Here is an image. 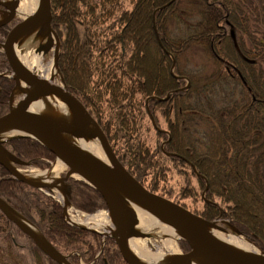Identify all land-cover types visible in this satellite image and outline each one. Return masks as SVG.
<instances>
[{
  "label": "trees",
  "instance_id": "obj_1",
  "mask_svg": "<svg viewBox=\"0 0 264 264\" xmlns=\"http://www.w3.org/2000/svg\"><path fill=\"white\" fill-rule=\"evenodd\" d=\"M50 11L62 81L86 106L124 168L148 190L188 209L182 200L201 199V209L191 211L210 221L228 220L264 253V0H50ZM7 28L0 27V41ZM194 48L214 65L202 79L182 67ZM9 69L0 50V72ZM185 78L189 86L181 89ZM229 82L241 87V102L218 107L214 88ZM13 86L0 75V115L8 110ZM169 92L166 100L148 99ZM146 124L154 131L152 143ZM3 146L38 169L54 160L31 137ZM65 186L78 209L105 207L83 180L69 177ZM0 197L71 264H127L110 237L102 240L67 224L57 200L14 179L2 165ZM16 235L25 238L22 249L30 261L18 251ZM180 246L189 249L184 241ZM28 261L58 264L0 211V264Z\"/></svg>",
  "mask_w": 264,
  "mask_h": 264
},
{
  "label": "water",
  "instance_id": "obj_2",
  "mask_svg": "<svg viewBox=\"0 0 264 264\" xmlns=\"http://www.w3.org/2000/svg\"><path fill=\"white\" fill-rule=\"evenodd\" d=\"M18 1L0 0V6L3 8L0 27L14 18ZM50 22V0H39L38 7L32 13L25 15L11 26L3 42L0 44L12 70L14 80V88L8 100L9 109L6 113L0 115V128L6 127L20 131L17 135L4 139L0 138V165L4 166L9 174L18 181L36 188L57 189L64 199L65 206L69 202L67 200V189L64 182L69 176L82 179L95 188L103 198L110 216L114 217L107 235L112 238L119 253L127 264H140L128 247V241L131 238H144L148 235L138 231L136 228L138 219L127 206L125 195L135 200L139 205L145 206L147 209L150 208L165 223L173 228L180 239L188 244L189 250L173 255L171 264H192L194 258L204 259L212 264H264V253L260 250L258 253H245L223 247L212 236L209 230L213 227L224 231V228L217 224L216 221L207 220L186 209L181 204L146 189L117 159L104 132L82 102L69 92L64 84L60 85L39 77L18 60L13 50L14 43L29 37L32 35V32H34L33 36L38 41L35 52H38L40 56L48 53L54 44L59 50V41L51 28ZM51 33L54 34L55 40L51 37ZM42 37L44 38V42L39 41ZM57 56L58 51L55 57L56 69ZM170 72L172 73V67ZM20 83L25 85L28 90L13 105L12 96L14 90L20 86ZM170 93H167L163 100ZM48 95L59 98L68 107L71 113V120L68 124L67 131L70 135L76 137H83L84 135L93 137L94 134L86 133L87 124L90 122L96 128L97 137L104 146L107 156L111 161L110 165H105L95 157L61 139L59 136V130L62 129L61 126H56L29 110V106L33 101L39 97ZM155 98L150 97L148 99ZM22 136L32 137L37 140L55 156L56 160L61 161L66 166L67 170L63 176L58 178L57 183H36L30 181L15 167V164L26 165V162L14 156L2 143L5 140ZM192 168L194 169V167ZM0 211L28 236L35 246L52 260L58 264H71L66 256L52 246L29 220L12 208L1 197ZM25 223L30 225L31 228ZM73 225L78 226L76 224ZM235 232L240 234L238 230H235Z\"/></svg>",
  "mask_w": 264,
  "mask_h": 264
},
{
  "label": "bare ground",
  "instance_id": "obj_3",
  "mask_svg": "<svg viewBox=\"0 0 264 264\" xmlns=\"http://www.w3.org/2000/svg\"><path fill=\"white\" fill-rule=\"evenodd\" d=\"M38 5H39V0H20L17 10L18 12L23 11L25 14H29L35 8H37ZM158 8H156L155 11H157ZM33 33L34 32H32V35L26 37L25 39H22L20 42L18 41L14 43L13 46L14 54L24 66L34 71V73H36L39 77L45 78L49 81L62 85L61 82H59V72L55 67V57L57 55L58 48L54 46L51 50L50 56H49L50 51L45 55L40 56L38 52H35V49H33V43L37 40L33 36ZM51 37L55 40V36L53 33H51ZM39 40L44 41L43 37L42 39ZM29 57L32 59L31 61H28L27 58ZM170 66L173 68L174 63H172ZM17 90H21L23 93L26 92L28 88L22 83H20V86L18 87ZM72 94L76 97L74 93ZM155 99L160 100L161 98L156 97ZM29 110L34 112L41 118L45 119L46 121L55 124L56 126H61L62 129L59 130V136L67 143L95 157L96 159H98L107 166L111 164V161L107 156L104 146L101 144L99 138L97 137L96 128H94V126L90 122L87 124L86 133L94 134L93 137H88L87 135H84L83 137H76L70 135V133L67 131V128L71 120V113L68 107L59 98L53 95L39 97L30 104ZM19 133L20 131L15 129H10L6 127L0 128V138L2 139L17 135ZM61 166H62L61 162L56 161L49 169L45 171L20 170V173H22L30 181L36 183L48 182L51 184H55L58 182L57 180L59 178ZM201 195H204V191L202 192ZM125 198H126L127 206L129 207L131 212H133L137 216L138 224L136 225V228L138 229V231L144 232L147 235L155 234V235L165 236L166 239L164 241V245L170 251V254L164 253L161 250L151 251L148 248V246L140 239L131 238L128 241V247L130 248L132 253L136 256L140 264H171L173 255H176L178 251L177 241H176L178 237L177 233L173 230V228H171L167 223H165L158 215H156L150 208L147 209L145 206L139 205L135 200H133L127 195H125ZM106 219H107L106 217H101L100 220H97L95 216H92V217H87V219H85L84 222L88 221L87 223L89 224V226H91L92 225L91 222L96 221L98 226L105 227V225L102 222H104ZM110 219H112L111 221H113L114 217L111 216ZM26 225L31 228L30 225L28 224ZM209 230L212 236H214V238L223 247L227 249L239 251V252H245V253H258L259 251L255 246L252 247L250 242L246 240L245 237H243L242 235L239 236L238 233L227 236L225 235L224 231H220L213 227L210 228ZM36 235L39 238H41L37 233ZM192 264H212V263H209L204 259L194 258Z\"/></svg>",
  "mask_w": 264,
  "mask_h": 264
},
{
  "label": "rangeland",
  "instance_id": "obj_4",
  "mask_svg": "<svg viewBox=\"0 0 264 264\" xmlns=\"http://www.w3.org/2000/svg\"><path fill=\"white\" fill-rule=\"evenodd\" d=\"M167 5H168V3H167ZM178 24H180L182 27H184L182 22H179ZM175 26H178V25H175ZM155 34H156V36L158 35L156 31H155ZM158 43H160V42H158ZM50 55H51V51L49 53V56ZM27 59H28V61L32 60L30 57L27 58ZM182 65H183L182 66L183 70L185 72H188L189 74H194L195 76H200L201 79H202V77H205L208 73H210L211 70L213 69V66H214L213 62L209 58L204 56L201 53V51H199L197 48H194V49L190 50L187 53V55L182 59ZM172 73H173V70H172ZM59 80H60V77H59ZM202 81L203 80H201V82ZM218 86H219V84H216V87L214 88L215 90L212 93V95L216 96V98L218 96H220L218 98H219L221 104L218 103V107L223 106L224 104H226L225 106H227V105L235 104L237 102H241V87L238 84L236 85L234 82H229V83L224 84L223 85L224 87L222 89H220V87H218ZM17 89H16V91H14V94H13V98H12V102L13 103H15L23 95L22 91L21 90H17ZM226 93L227 94H231V97H227ZM228 98H230V99H228ZM162 100H163V98H162ZM221 100L224 103H222ZM187 102L192 103L193 102V98H191V97L188 98ZM159 120H160L161 127L164 128L163 127L164 123L162 124V119L160 118ZM144 122L146 123V121H144ZM144 131H146V133H145L146 134V140L149 143H152L153 142V137H154V131L151 129V127L147 126V124L144 127ZM19 169L20 170H24V171L39 170L36 167H26V168H20L19 167ZM63 172H65V166L64 165H62L61 169H60V175L61 176H62ZM190 183H191V186L196 190L197 189V183H196V180H195L194 177H190ZM54 192L56 193L55 195H57V196L59 195V193L56 190H54ZM182 203H185L184 205L187 204V206L190 207L189 210L190 209L200 210L201 207L203 206V202L201 201V199L199 201H197V202H194L190 198L189 199H184V200H182ZM68 212H69V215H71L72 218L77 219V222L79 220H85L87 217H92L94 215V214H85V213L83 214L81 212L77 214V213H73L70 210H68ZM94 216H96L97 220H100L101 217H107L103 213H97V214L95 213ZM106 222H107V220H106ZM224 224L226 225L225 226V231H224L225 235L229 236L231 234H235L236 233L234 229H232L230 226H227V223L224 222ZM93 226H96V225H93ZM96 229H101V228H96ZM238 235L241 236L240 234H238ZM16 239H17V242H18L19 246L21 247L18 251L21 252V254H23L25 256L26 260L30 261L31 257H30V255L28 253V250L22 249V246H26V244H27L25 238L22 237L21 235H16ZM138 239H140L142 242H144L151 251L161 250L164 253L170 254V251L164 245V241L166 239L165 236L155 235L154 234V235H149L147 237L138 238ZM176 241H177V247H178V251H177V254H178V253L181 252V250L179 248V245H178V238H177ZM251 246L254 247L253 244H251ZM29 261L27 263L31 264Z\"/></svg>",
  "mask_w": 264,
  "mask_h": 264
},
{
  "label": "flooded vegetation",
  "instance_id": "obj_5",
  "mask_svg": "<svg viewBox=\"0 0 264 264\" xmlns=\"http://www.w3.org/2000/svg\"><path fill=\"white\" fill-rule=\"evenodd\" d=\"M15 22V21H14ZM14 22H12L10 25H12Z\"/></svg>",
  "mask_w": 264,
  "mask_h": 264
}]
</instances>
